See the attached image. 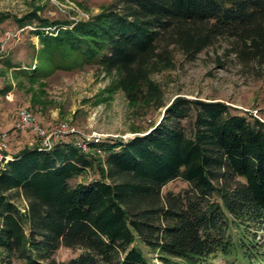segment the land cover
Segmentation results:
<instances>
[{"label": "trees", "instance_id": "16d2710c", "mask_svg": "<svg viewBox=\"0 0 264 264\" xmlns=\"http://www.w3.org/2000/svg\"><path fill=\"white\" fill-rule=\"evenodd\" d=\"M16 20L37 27L41 47L30 70L5 61L15 75L98 65L141 109L166 105L152 74L172 65L175 49L193 59L227 38L243 64L264 65V0H118L78 21L36 11ZM142 129L87 150L61 140L0 160V264H202L217 253L243 264L264 251L247 233L264 229V121L223 101L177 95ZM176 178L190 187L164 192ZM61 246L79 252L57 261Z\"/></svg>", "mask_w": 264, "mask_h": 264}, {"label": "rangeland", "instance_id": "374dc122", "mask_svg": "<svg viewBox=\"0 0 264 264\" xmlns=\"http://www.w3.org/2000/svg\"><path fill=\"white\" fill-rule=\"evenodd\" d=\"M118 0H0V132L7 131V160L25 146L42 145L41 134L32 130H17L15 122L18 111L28 108L46 129L60 123L74 126L76 132L66 133L61 140H87L93 134L100 136L99 142L127 139L139 132L133 126L141 124L144 129L158 123L163 110L177 95L205 100H219L237 111L264 121V65L243 64L227 38H220L205 48L193 59L181 51L173 50L172 65L152 74L163 90L166 105L141 109V105L130 103L121 88H114L116 77L98 65H87L75 70H58L54 73L30 80L15 75V66L34 68L38 64L37 50L41 47L40 37L33 31L37 27L26 20L16 18L36 11L42 17L58 21H78L102 10ZM26 21V22H25ZM51 34L55 27L41 28ZM145 133V132H143ZM89 139V137H88ZM59 142V140H56ZM56 142V143H57ZM91 143H94L91 141ZM90 143V144H91ZM104 157L105 152L97 150ZM93 170L89 177L95 176ZM78 177L75 183L82 180ZM190 187L182 178L168 182L163 191L183 192ZM20 206L26 200L17 199ZM258 242L264 243V229L252 227L250 232ZM143 247V246H142ZM263 249V248H262ZM150 263L158 261L156 252L144 246ZM261 251V250H260ZM79 252L61 246L55 253L57 261H67ZM241 258L217 253L202 264H239ZM243 264H264V251L256 252L251 260Z\"/></svg>", "mask_w": 264, "mask_h": 264}, {"label": "built area", "instance_id": "2783aa9c", "mask_svg": "<svg viewBox=\"0 0 264 264\" xmlns=\"http://www.w3.org/2000/svg\"><path fill=\"white\" fill-rule=\"evenodd\" d=\"M15 128L17 130H32L37 134H41L42 139V147L40 148H50L57 141L62 138L66 133H74L76 129L74 126L70 127L67 123H60L53 126L51 129H46L43 125H41L36 119L35 115L28 108H21L18 111L17 119L15 122ZM7 131L0 132V160L8 158L5 153L7 148ZM89 137V139H88ZM93 141L94 143H98L100 141V136L93 134L92 136H87V140H82L80 142V146L82 149L87 150L89 145ZM101 151V149H98Z\"/></svg>", "mask_w": 264, "mask_h": 264}, {"label": "water", "instance_id": "95a60500", "mask_svg": "<svg viewBox=\"0 0 264 264\" xmlns=\"http://www.w3.org/2000/svg\"><path fill=\"white\" fill-rule=\"evenodd\" d=\"M165 109V108H164ZM163 114H164V110H163ZM162 118V117H161ZM150 130V129H149Z\"/></svg>", "mask_w": 264, "mask_h": 264}, {"label": "bare ground", "instance_id": "6f19581e", "mask_svg": "<svg viewBox=\"0 0 264 264\" xmlns=\"http://www.w3.org/2000/svg\"><path fill=\"white\" fill-rule=\"evenodd\" d=\"M9 157V156H8Z\"/></svg>", "mask_w": 264, "mask_h": 264}]
</instances>
